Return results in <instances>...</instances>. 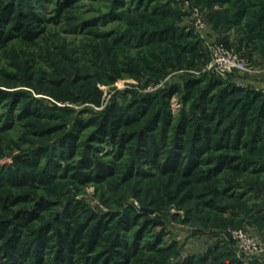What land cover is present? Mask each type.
<instances>
[{"label": "rangeland", "instance_id": "obj_1", "mask_svg": "<svg viewBox=\"0 0 264 264\" xmlns=\"http://www.w3.org/2000/svg\"><path fill=\"white\" fill-rule=\"evenodd\" d=\"M57 1L0 0L1 7L28 6L42 21L38 28L28 27L38 33L30 44L16 36L17 30L11 24L0 25L2 36L12 37L4 47L0 46V168L18 155H31L42 147L49 149L73 119L93 116L111 104L122 108L136 105L140 98L152 100L150 113L160 112L170 118L167 132L161 130V123L155 128L164 142L173 138L171 126L185 119V115L191 117L186 128L187 149L196 126L204 123L194 107L200 93L207 92L213 105L219 102L225 114L219 126L214 128L216 122L210 125L213 145L237 115L231 110L241 106L238 102L250 100L247 91L264 96V40L239 39L243 26L253 23L252 16L262 14L264 0H243L247 16L228 31L224 18L231 2L76 0L57 18ZM252 4L254 7H248ZM41 27L43 33L38 32ZM164 30L170 32L165 38H158ZM215 45L236 53L247 65L249 70L242 73L213 74L243 92L220 97L225 94L222 85H210V73L204 68ZM190 79L198 80L193 92L184 85ZM170 90L176 91L163 96ZM6 94L20 96L15 111L8 106L9 99L3 97ZM33 98L41 105L72 111L55 112L56 119L49 122L48 126L62 129L42 133L46 131L43 123L48 121L45 115L52 111L43 113L44 118L39 120L26 117ZM259 102L246 108L236 145L233 143L237 126L226 137L229 148L223 152L211 149L203 155L214 162L203 168L217 165V156L224 153L235 155L236 164L245 169L221 170L207 189L196 187L187 195L179 188L181 179L174 176L135 177L126 182L111 176L102 183L86 185L55 179L38 193L62 202L78 199L95 214L124 213L130 205L145 213L156 225L143 237L142 244L160 238L155 248L161 250L147 253L154 264H264V169L253 171V161L264 160V118L259 126L255 120ZM255 132L261 138L253 141ZM210 198H214L219 211L205 204ZM246 240L253 241L255 249L248 248Z\"/></svg>", "mask_w": 264, "mask_h": 264}, {"label": "trees", "instance_id": "obj_2", "mask_svg": "<svg viewBox=\"0 0 264 264\" xmlns=\"http://www.w3.org/2000/svg\"><path fill=\"white\" fill-rule=\"evenodd\" d=\"M74 1L76 0H58L56 17L58 18ZM216 1L225 4L231 2L230 9L225 10L226 31L239 26L247 16V9L244 7L247 4L243 3V0H234L233 3L232 0ZM2 5L1 3L0 25L11 24L12 28L17 30L16 36L30 44L38 33L28 27L32 25L38 28L42 24L39 15L23 4L1 7ZM251 19L253 23H247L241 29L239 39L242 42L248 38L264 40V9L262 14L254 15ZM38 32L43 33V27ZM168 32L170 30L160 31L159 34L162 35L158 38H165ZM11 38L10 35L2 36L0 29L1 47ZM208 76L213 87L222 85V92L225 94L220 97L243 92L240 88H232L231 84L222 83L213 74ZM197 83L198 80L190 79L184 85L188 92H193ZM87 89L88 93H91L92 88L88 86ZM174 91L176 90L163 93V96L168 97ZM246 93L250 100L238 102V105H241L239 108L233 105L236 109L232 108L231 111L237 115L230 125L222 129L219 141L213 145L210 144V125L216 122V128L217 124H221L222 118L225 117L224 108L219 102L213 105V101L206 96L207 92H201L194 110L204 125L196 126L198 129L191 136L190 147L187 149L184 144L187 124L191 117L185 115V119L171 126L169 131L173 132V138L164 142L155 132V128L161 123V130L167 132L170 118L160 112L150 113L152 100L140 98L135 101L136 105L130 104L122 108L111 104L105 111L93 116L75 118L67 124L66 131L53 141L49 149L42 147L31 151V155L21 154L14 157L12 163L0 168V264H154L147 253L161 250L155 248L160 238L155 237V242L142 244L143 237L156 225L145 213L136 211L130 205L124 213L95 214L88 211L78 199L70 198L62 202L41 196L38 191L44 190L55 179H67L78 185H86L102 183L111 176H116L120 182L135 177L174 176L181 179L179 188L185 190L187 195L196 187L207 189L208 183L221 170L245 169L236 164L235 155L224 153L217 156V165L206 169L203 167L213 165L214 162L203 155L211 149L223 152L229 148L226 137H229L231 129L237 126L238 132L233 143L236 145L241 137L240 126L247 115L244 114L245 110L254 101L260 100L261 104L255 117L257 126L263 122V93ZM3 97L9 99L8 106L15 111V104L20 96L6 94ZM46 111L53 113L45 115L48 121L43 123V129L46 131L42 133H57L63 128L48 126L52 119H56L55 112L72 113L64 107L41 105L34 98L25 113L26 117L39 120L44 118L42 114ZM139 121L143 122L139 124ZM259 135L255 132L252 140H259ZM82 138L84 139L81 140ZM263 161H253L256 164L254 172L263 171ZM216 194L218 195V192L211 193ZM205 204L212 209H220L215 206L214 198L205 201ZM113 222L116 226L114 229Z\"/></svg>", "mask_w": 264, "mask_h": 264}, {"label": "built area", "instance_id": "obj_3", "mask_svg": "<svg viewBox=\"0 0 264 264\" xmlns=\"http://www.w3.org/2000/svg\"><path fill=\"white\" fill-rule=\"evenodd\" d=\"M197 23H199L198 19ZM210 52L212 54L211 60L204 68L210 74L227 76L231 73H242L249 70L245 62L240 60L236 53L226 51L221 45L213 46ZM246 246L255 249V243L251 240H246Z\"/></svg>", "mask_w": 264, "mask_h": 264}]
</instances>
